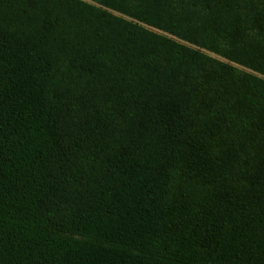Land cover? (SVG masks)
Masks as SVG:
<instances>
[{
    "label": "trees",
    "instance_id": "1",
    "mask_svg": "<svg viewBox=\"0 0 264 264\" xmlns=\"http://www.w3.org/2000/svg\"><path fill=\"white\" fill-rule=\"evenodd\" d=\"M0 264H264V0H0Z\"/></svg>",
    "mask_w": 264,
    "mask_h": 264
}]
</instances>
